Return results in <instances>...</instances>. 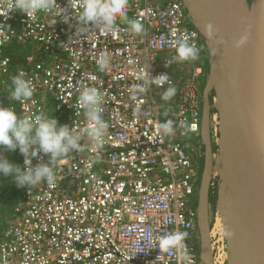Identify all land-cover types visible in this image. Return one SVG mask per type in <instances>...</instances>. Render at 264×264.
Wrapping results in <instances>:
<instances>
[{"label": "built area", "instance_id": "obj_1", "mask_svg": "<svg viewBox=\"0 0 264 264\" xmlns=\"http://www.w3.org/2000/svg\"><path fill=\"white\" fill-rule=\"evenodd\" d=\"M7 2L0 0V7ZM70 2L80 0H57L72 13ZM127 15L143 23L142 35L119 20L109 36L94 30L77 37L74 15L70 23L43 12L30 19L19 9L0 16V77L11 88L10 107L83 129L84 112L75 108L82 81L103 94L109 125L102 146L85 136L80 151L58 162L54 185L23 187L17 219L0 243V264H199L200 165L192 149L200 139L206 46L182 0H129ZM181 37L198 49L195 60H173ZM17 45L28 49L19 59L11 53ZM106 49L110 65L101 72L95 60ZM147 69L150 77L168 74L169 81L133 99V86L144 85L139 77ZM19 71L35 88L23 102L12 96ZM169 85L177 89L170 113L157 99ZM167 118L174 132L158 134ZM41 157L47 162L41 152L31 166ZM171 232L187 235L177 247L160 251L155 241ZM217 237L213 253L227 264Z\"/></svg>", "mask_w": 264, "mask_h": 264}, {"label": "water", "instance_id": "obj_2", "mask_svg": "<svg viewBox=\"0 0 264 264\" xmlns=\"http://www.w3.org/2000/svg\"><path fill=\"white\" fill-rule=\"evenodd\" d=\"M182 2L207 51L199 139V264H214V189L217 213L220 203L226 206L228 225L225 238L221 233L219 238L228 251L227 264H264V0ZM209 24L215 29L212 38ZM218 166L221 172L215 174Z\"/></svg>", "mask_w": 264, "mask_h": 264}, {"label": "clouds", "instance_id": "obj_3", "mask_svg": "<svg viewBox=\"0 0 264 264\" xmlns=\"http://www.w3.org/2000/svg\"><path fill=\"white\" fill-rule=\"evenodd\" d=\"M129 0H80V3L69 7L74 11L69 12L68 7H63L57 0H8L0 7V16H7L12 10L19 9L30 19H36L39 13L54 14L62 18L65 23H70L72 16L77 21L75 35L80 37L90 31L98 30V34L109 36L118 28L117 21L126 22L132 33L142 35L145 31L143 23L138 19H129L127 15ZM209 38L215 34L212 25L206 26ZM96 32V31H95ZM97 33V32H96ZM243 43V40L238 41ZM198 57V49L190 44L187 38L181 37L177 40V55L173 60L188 61ZM172 61H167L169 65ZM99 71L103 72L109 68L110 58L108 50L102 52L95 60ZM167 66V65H166ZM140 79H144L143 86H133V99L138 94L148 91L151 85L162 87L169 81L166 73L150 77L149 70H145ZM94 79V77H91ZM12 96L16 101L23 102L30 100L35 92L32 80L27 78V73L19 71L12 77ZM82 87L79 92L75 108L77 114L83 110L86 118V125L83 129L76 125L59 123L55 116L38 114L34 116H23L17 113L14 107L0 106V146L6 151L12 152L19 149L24 156L22 168L3 154H0V175L9 177L17 187L35 186L44 181L49 185L56 183L55 169L64 157L70 152L80 151L81 142L86 136L95 146H102L105 142V133L109 128L104 119L103 94L95 86H88L80 82ZM177 94L173 85L164 91L162 99L169 101ZM167 115V113H165ZM185 127V125H181ZM174 132L172 120H166L159 124L158 134L165 136ZM47 155L45 162L43 157L35 166H31L32 158L39 153ZM186 233L171 232L159 237L155 243L160 251H166L178 246L179 242L186 236ZM230 235V233H229Z\"/></svg>", "mask_w": 264, "mask_h": 264}, {"label": "rangeland", "instance_id": "obj_4", "mask_svg": "<svg viewBox=\"0 0 264 264\" xmlns=\"http://www.w3.org/2000/svg\"><path fill=\"white\" fill-rule=\"evenodd\" d=\"M28 52V49L24 46H15L13 50L11 51L12 54L17 55L16 58L19 59L24 53ZM21 54V56H20ZM207 63V57H205L204 60ZM203 86L202 84L200 86V92L203 94ZM11 92V88L1 77H0V106H11V100H9V95ZM164 91L158 90L157 91V99L159 102H161V105H163L166 112H171L174 107V97L169 101H164L162 99ZM20 114L19 112H17ZM21 115V114H20ZM170 118H167L166 120H169ZM171 120V119H170ZM217 135H214V138H216ZM216 147V146H215ZM214 147V150H215ZM197 154L199 152H203V146L201 145L200 141L198 143L194 144V147L192 149ZM0 154H3L8 159L13 161L14 163H17L21 166V156L17 151L8 152L5 150L3 146H0ZM24 194H23V187H17L15 182L11 180L9 177H5L3 175H0V243L4 236V231L11 225L13 222L16 221L17 215H16V207L19 205L23 200ZM216 210V191L215 189L212 190V216H213V223H216L215 217L217 215ZM227 222V221H226ZM218 234L221 233L222 236L225 238V230L216 227ZM215 230V231H216ZM216 233V232H215ZM219 239L218 237L216 238ZM221 244V242L219 243ZM226 249V248H225ZM228 254V251H226ZM216 258V262L219 264L222 260L220 253L218 252ZM228 260V257H227Z\"/></svg>", "mask_w": 264, "mask_h": 264}, {"label": "bare ground", "instance_id": "obj_5", "mask_svg": "<svg viewBox=\"0 0 264 264\" xmlns=\"http://www.w3.org/2000/svg\"><path fill=\"white\" fill-rule=\"evenodd\" d=\"M215 117H217V116L214 115V118H213L214 119L213 120V123H214V129L213 130H216L215 129V124H218L219 123V118L217 117L215 119ZM217 130H218V128H217ZM219 172H221V167L220 166H218V168H216L215 174H218ZM224 193H226V190H224ZM225 213H226V206H225L224 203H220V205H219V212H218V214L215 217V221H216L215 224H216V227L217 228H220L221 227L224 230H225V225L226 226L228 225V223L226 222ZM227 257H228V254H227ZM214 264H218L216 262V258L215 257H214Z\"/></svg>", "mask_w": 264, "mask_h": 264}, {"label": "trees", "instance_id": "obj_6", "mask_svg": "<svg viewBox=\"0 0 264 264\" xmlns=\"http://www.w3.org/2000/svg\"><path fill=\"white\" fill-rule=\"evenodd\" d=\"M17 151V150H16Z\"/></svg>", "mask_w": 264, "mask_h": 264}]
</instances>
